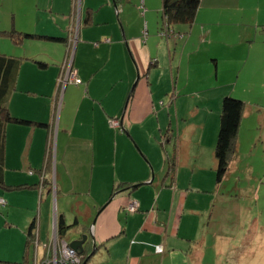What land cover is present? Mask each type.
<instances>
[{"label":"crops","instance_id":"obj_1","mask_svg":"<svg viewBox=\"0 0 264 264\" xmlns=\"http://www.w3.org/2000/svg\"><path fill=\"white\" fill-rule=\"evenodd\" d=\"M23 1L0 0V30L71 37L77 34L73 26L81 14L73 60L81 82H69L65 88L57 85L66 42L27 39L17 45L0 36V53L23 60L9 110L14 116L48 124L6 127L4 178L20 187H0V201L6 200L0 202V264H50L46 260L52 257L54 244L70 243L68 234H78L75 240L82 232L93 234L97 244L93 253L92 238L85 245L89 247L86 264H225L244 241L250 224L259 229L260 223L247 224L243 205L226 203L239 199L236 186H225L229 172L217 182L216 144L207 136L214 132L217 143L221 111L213 116L211 132L208 120L195 130L189 124L181 127L179 121L199 113L187 110L191 108L187 95L214 89H194L210 82L199 68L194 70L193 85L192 69L204 62L197 43L213 44L226 34H216L212 25L217 30L216 24L246 14L239 7L242 3L259 15L254 29L238 36L249 42L250 56L255 48L264 54V29L256 27L264 26V0H202L193 25L170 28L160 26L162 0H81L80 6L75 0ZM131 15L140 21L129 24ZM30 50L32 56L22 55ZM210 53L216 56L215 80H220L219 64L225 55L207 47L208 58ZM39 54L45 55L48 67L31 60ZM238 69L236 62L225 66L220 102L223 96L236 94L229 80L238 83L240 74L231 78ZM210 77L212 81L213 74ZM163 99L171 100L168 112L161 106ZM174 103L176 112H172ZM250 113L245 110L244 116ZM120 118L117 129L111 120ZM171 142L178 149L167 156L166 145ZM206 143L214 151L216 189L203 183L193 188L198 165L192 153ZM176 156L175 171L168 175L169 158ZM168 182L171 189L166 188ZM194 190L197 198L188 205L185 197ZM132 200L139 202L136 212L128 210ZM59 216L71 225L61 237ZM33 221L37 241L28 248ZM249 253L253 254V245L245 255Z\"/></svg>","mask_w":264,"mask_h":264},{"label":"rangeland","instance_id":"obj_2","mask_svg":"<svg viewBox=\"0 0 264 264\" xmlns=\"http://www.w3.org/2000/svg\"><path fill=\"white\" fill-rule=\"evenodd\" d=\"M24 2L25 0L22 3ZM161 7L162 6H160V19L161 17H163ZM239 7L241 9L246 10V14L243 13L236 14L235 16H233V18H231V20L227 22V24L224 22L225 25L222 24L218 26L216 24L215 28H217V30L213 28V25L211 27L212 31L215 32L216 34H218L217 31H223L226 32V34H220L218 38L214 39L216 42L213 44L204 43L203 45H200V43L199 44L197 43L198 47L202 46V50H201L202 54H199V56L201 57V55H203L204 58L201 61L204 62L202 63L203 65L200 66L199 64L198 66L195 65L194 68L192 69L193 71L191 72V75H192V81L194 80L193 85H195L197 82L196 74H194V70H199V68L202 69L200 71H203L202 75L206 78L205 81L206 82L210 81V82L208 83L209 84L208 87L203 86L205 84L200 83L198 85H195L194 89L201 90L204 89V87L205 89L214 87V89L207 90L204 94L199 92V93H192L190 95H187L186 98H189L191 102V108L187 110L193 112H199V113L193 114L189 119L186 118L187 120L183 123L182 121L179 122L181 123L180 124L181 127H184V125L187 126L189 124L192 126L193 130H195L194 128L196 125L200 124V128H203L205 122L208 120V126H210V132H211L212 124L214 123L213 116L214 115L216 116V114L220 116L222 101L224 98L223 96L220 102V97H219L220 93H218V92H222V88H223L219 86V85H223L224 83L222 82L224 75L223 70L225 66L229 68L231 64L236 62V65L239 67L238 69L239 73L233 72V76L231 78H233L234 75L236 77V75L239 74L240 77H238L239 79H237L238 83H236V79H232V81L230 79L229 83L235 84V85L232 84L230 85L235 89L236 94L233 95L237 98L242 99L245 102L244 109L246 110V112H251V113L249 116H247L246 114L245 116L243 115L241 126L237 135V148L230 160L229 170H228L229 173L227 174V177L225 179L226 180L225 186L227 188L231 189L234 188L235 186L237 187L236 191L239 194V195L237 194L239 199L237 200L231 199L230 202L228 201L226 203L232 205L242 204L246 210L245 211L246 223L250 224L251 222L256 220V222L260 223L258 224L260 225V227L259 229L258 228L255 229V227L252 228V225L250 224V229L248 228V230L244 232L245 233L244 241L242 243L241 242L238 243L234 254L231 256V259L226 260L225 264H231V263L239 264L241 255L244 256L241 259V264H264V244L260 245L259 243L260 240H264V54H260L257 48H255L256 51H253L254 53H252V55L250 56L249 45H248L249 42L246 39L242 41L240 40L239 38L240 36H238L240 33H246L249 31L251 32L254 29L253 25H255L254 24L255 18L258 17L259 14H251L250 11H248L251 9V6H249L246 3L240 4ZM263 7L264 6L261 7V11ZM144 13H145V9L142 7V14ZM263 13L264 10L262 14ZM34 16L35 18L38 17L36 16V14ZM133 20L136 22L140 21L138 17L136 19V15H131V17L130 16L127 17V22H129V24ZM160 22H161L160 26L164 27L163 26L164 19H162ZM256 27H258L257 31H261L262 29H264V26L262 25L260 26L257 25ZM250 44L252 43L250 42ZM207 47L221 49L225 55L224 57H221L219 64L220 80H215L217 64L213 58H216V56H213L210 53V56L208 58ZM261 47L263 48V46ZM20 50L21 49H18V51ZM30 51L31 52L28 51L23 52L22 55L32 56V50ZM194 57L198 58V56L195 55ZM210 73L213 74L212 81H211L212 77H210ZM182 85L184 84H181L180 87H182ZM163 100L165 101V103L164 105L161 106H164L166 112H168L169 110L168 108H170L171 100L169 99L168 100L163 99ZM179 104L181 105L182 102H179ZM175 109H176V105L174 103L172 112H176ZM180 112H187V111L184 110ZM209 112H212L211 115H209ZM121 119L122 118H120V121ZM207 139L208 142H210L211 139V144L212 143H214V145L216 144V140L214 142V132L213 134L207 136ZM145 145L148 146L146 144V141H145ZM176 145L177 146L175 147L173 142H171V144L166 145V147H169L168 149L169 152L167 151L166 153L167 156L172 155V153L174 152V148L178 149V144ZM202 145L205 146H202L199 149V151L197 148H195L194 149L195 152L192 153L194 157H197L195 158V162L198 165V167L195 169L194 180H192L193 188L195 186L196 187L202 186L201 183H203L206 186L209 187L211 186V188L216 189L217 183L215 184V168L213 167L214 151L213 148L211 147L208 148L207 143ZM138 149L140 151V154H142L141 148L139 147ZM161 150L163 151V148ZM164 151H166L165 147H164ZM169 159H171L172 164H174V167L173 168L170 167L168 173V175H171V173L175 171V162L177 160V156L175 159H172V157ZM154 163L156 165L155 161ZM186 170H183L184 172L181 173L180 178L183 177ZM168 184L170 185V187L166 186V188L171 189L172 188L171 184L169 182ZM210 184H214V185H210ZM173 186H175V184ZM196 192H197L196 190L190 191V193H188L187 196L185 197V199L188 202V205L194 203L195 199L197 198ZM257 196L259 198H256ZM133 203H135L134 200L129 202L128 210L131 212H136L139 209V202L137 204L138 207H136L135 204ZM261 227L262 229H261L260 238L257 239ZM77 235L78 234H68L67 238L70 240L71 239L74 240L73 238H75ZM251 245H253V254L249 253L245 255V253L247 252V250H249V247ZM56 246L58 250L61 249L59 245ZM232 260L235 261L238 260V261L234 262Z\"/></svg>","mask_w":264,"mask_h":264},{"label":"trees","instance_id":"obj_3","mask_svg":"<svg viewBox=\"0 0 264 264\" xmlns=\"http://www.w3.org/2000/svg\"><path fill=\"white\" fill-rule=\"evenodd\" d=\"M201 1L202 0H162V16L164 19L163 26L170 28L175 25H193L196 21V16ZM87 16L88 23L90 14ZM0 36L11 38L10 40H12L17 45H21L27 39L66 42V55L63 63L61 64L57 80V85L62 87V85L59 83V79L64 76V70L68 66L71 50L73 47L72 43L70 42V37L64 36L62 34H51L45 31H22L18 29L0 30ZM31 60L42 68L49 66V61L46 59L44 54L35 55L31 58ZM22 61L23 60L21 57L0 53V187L6 190H13L20 187L19 185L17 186L7 184L4 178L7 125L11 123L19 125H37L42 127L48 125L47 123L14 116L9 110V97L16 89ZM244 108L245 102L240 98H237L233 95H226L223 98L220 116V128L214 154L216 159V179L218 183H221L228 173L230 160L236 151L237 135L245 112ZM171 167L173 168L174 164H172ZM70 227L71 225L66 223L64 216H59V236H62ZM36 229L37 227L35 226V221H33L28 232V248L31 244L36 245Z\"/></svg>","mask_w":264,"mask_h":264},{"label":"built area","instance_id":"obj_4","mask_svg":"<svg viewBox=\"0 0 264 264\" xmlns=\"http://www.w3.org/2000/svg\"><path fill=\"white\" fill-rule=\"evenodd\" d=\"M75 2H76V5L80 6L81 0H75ZM73 27L74 29L76 28L78 32L79 23ZM76 36L77 34L72 35L70 37V40H71L70 42L72 43L73 47L76 43ZM73 47H72V50H73ZM71 54H70V57H71ZM69 62H70V59H69ZM68 66H69V63H68ZM68 66H67V69H68ZM67 71L65 72L64 76L59 79V83L62 85L63 88L66 83H69V82L80 83L81 82V79L79 78V75L74 68L68 71V73ZM111 123L115 128H121L120 119H112ZM1 202L5 203V200L2 198ZM134 202L135 203L133 204H135V206L138 207L137 206L138 202L136 200ZM129 209H130V206H129ZM56 245H59L61 249L58 250ZM52 252H53L52 257H48V259L46 260V262L50 264H81L82 263V259L79 253L76 250L72 249L69 245V242L66 240H63L61 244H54V246L52 247Z\"/></svg>","mask_w":264,"mask_h":264},{"label":"water","instance_id":"obj_5","mask_svg":"<svg viewBox=\"0 0 264 264\" xmlns=\"http://www.w3.org/2000/svg\"><path fill=\"white\" fill-rule=\"evenodd\" d=\"M82 4V3H81ZM80 4V5H81ZM80 20H81V14L79 15V20H78V23H79V25H80ZM79 29V28H78ZM79 34H78V32H77V36H76V43H75V45H74V47H73V51H72V56H71V58H70V62H69V66H68V69L66 68L65 70H64V74H65V72L68 70V71H70L72 68H73V60H74V52H75V48H76V45H77V42H78V39H79V36H78ZM68 71H67V73H68ZM67 84L68 83H66L65 85H64V88L67 86ZM137 186H139V185H135V186H132L133 188H135V187H137ZM131 187V188H132ZM80 231H83L82 229H79ZM90 238H92V244H93V248H94V250L92 251V253L95 251V249L97 248V244H96V242L94 241V238H93V234L91 235V233L90 232H82L81 234H80V237L78 238V239H75V240H72L70 243H69V245H70V247L72 248V249H74V250H76V251H78L79 253H84L85 252V248H86V244L88 243V241H90ZM88 260V259H87ZM87 260L86 261H84V263L83 264H86V262H87Z\"/></svg>","mask_w":264,"mask_h":264},{"label":"flooded vegetation","instance_id":"obj_6","mask_svg":"<svg viewBox=\"0 0 264 264\" xmlns=\"http://www.w3.org/2000/svg\"><path fill=\"white\" fill-rule=\"evenodd\" d=\"M88 250H89V247L87 248V246H86V248H85V252L84 253H79L78 251V253H79V255L81 256V259H82V263L81 264H83L84 263V261H86L87 259H88ZM87 254V255H86Z\"/></svg>","mask_w":264,"mask_h":264}]
</instances>
